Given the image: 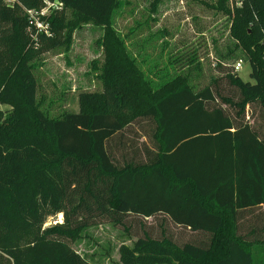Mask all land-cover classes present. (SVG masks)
<instances>
[{"label":"trees","instance_id":"trees-1","mask_svg":"<svg viewBox=\"0 0 264 264\" xmlns=\"http://www.w3.org/2000/svg\"><path fill=\"white\" fill-rule=\"evenodd\" d=\"M49 1L62 7L39 15L46 33L27 12L41 0H0V264H94L71 243L131 215L162 216L208 241L144 232L120 246L122 264H263L264 219L247 234L240 221L264 208V127L251 121L255 105L264 115V0L210 5L251 66L253 81L225 75L237 97L222 79L197 91L182 74L155 87L112 25L121 0ZM86 23L105 28L102 89L53 117L33 61Z\"/></svg>","mask_w":264,"mask_h":264},{"label":"rangeland","instance_id":"rangeland-1","mask_svg":"<svg viewBox=\"0 0 264 264\" xmlns=\"http://www.w3.org/2000/svg\"><path fill=\"white\" fill-rule=\"evenodd\" d=\"M216 2L121 0L112 25L155 87L182 74L188 77L191 86L197 91L222 79L223 83L220 84H225V91L237 97V90L230 88L225 75L232 72L238 59L243 58L244 67L236 73L244 81H253L250 77L251 66L229 36L227 17L210 7ZM55 9L50 6L49 0H41L37 12L45 16L47 21ZM40 22L45 25L44 21ZM63 35L66 36L65 33ZM104 35L105 28L101 26L81 24L68 42L50 49L33 61L38 100L51 116L77 112L80 93L102 89L100 75L105 58ZM192 56L197 57L198 66L188 65V59ZM0 108L4 110L8 106L0 104ZM252 111L255 113L251 121L255 119L258 127H264V115L260 107L255 105ZM259 219H264V208L241 219V232L247 234ZM63 220L64 215L58 214L50 218L47 225ZM163 230L179 244L208 241L206 235L193 234L162 216L145 219L131 215L125 220L124 226L103 221L87 227L71 245L94 264H122L119 254L121 245L133 244L144 232L159 238Z\"/></svg>","mask_w":264,"mask_h":264},{"label":"built area","instance_id":"built-area-1","mask_svg":"<svg viewBox=\"0 0 264 264\" xmlns=\"http://www.w3.org/2000/svg\"><path fill=\"white\" fill-rule=\"evenodd\" d=\"M7 2L8 5L10 6H14L17 3V0H5ZM233 1V0H231ZM236 6H240L242 4V0H236ZM232 3V2H231ZM50 6H53V8H58V7H62L61 3H53L49 1ZM233 5V4H232ZM27 12L29 15H31L34 18H37L38 20H36V27L39 30H46V33H48V24H43L42 22H40L41 20H39V15H41L40 13L37 12V10H29L27 9ZM244 60L243 58H240L236 61V63L234 64V71L235 72H240L243 67H244Z\"/></svg>","mask_w":264,"mask_h":264}]
</instances>
